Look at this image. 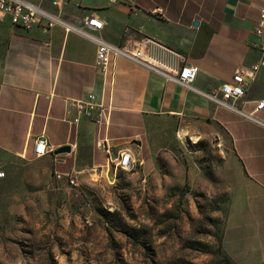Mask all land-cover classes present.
Here are the masks:
<instances>
[{"label":"crops","instance_id":"obj_1","mask_svg":"<svg viewBox=\"0 0 264 264\" xmlns=\"http://www.w3.org/2000/svg\"><path fill=\"white\" fill-rule=\"evenodd\" d=\"M27 1L54 10L49 0ZM262 11L264 0H81V8L68 6L62 13L70 27L24 29L0 21L7 40L0 66V149L27 155L45 134L56 150L73 146L72 153L88 165L104 166L123 150L136 151L157 120L182 128L187 121L222 127L245 184L236 193L242 200L231 210L226 235L242 209L256 216L250 220L257 221L264 250V127L205 95L231 82L237 67L262 59L264 36L255 32ZM91 16L104 24L98 35L114 46L132 52L149 37L157 43L148 54L162 66L175 72L196 66L194 89L120 57L111 95L96 64V44L67 30ZM246 99L264 100V67ZM246 107L252 110L254 103Z\"/></svg>","mask_w":264,"mask_h":264},{"label":"rangeland","instance_id":"obj_2","mask_svg":"<svg viewBox=\"0 0 264 264\" xmlns=\"http://www.w3.org/2000/svg\"><path fill=\"white\" fill-rule=\"evenodd\" d=\"M6 41L0 30V66ZM229 150L222 127L169 120L130 150V170L0 149V264H239L228 251L263 264L256 216L239 210L226 235L245 185Z\"/></svg>","mask_w":264,"mask_h":264},{"label":"built area","instance_id":"obj_3","mask_svg":"<svg viewBox=\"0 0 264 264\" xmlns=\"http://www.w3.org/2000/svg\"><path fill=\"white\" fill-rule=\"evenodd\" d=\"M49 1L51 7L54 9L53 11L37 6L27 0H0V21L8 19L13 26L24 29H29L32 26H41L44 28H51L57 25L69 26L62 18L64 9L68 6L81 8V0ZM103 27L104 24L99 18L91 16L84 21L83 26L72 27L67 30L73 29L96 44V64L109 82L111 95L116 81V60L120 57L128 58L186 88L194 89L193 84L198 76V68L196 66L186 64L176 72L169 70L167 66H162V64L155 61L148 54V47L153 43H157V40L149 37L144 38L139 47L130 52L120 46H114L103 40L98 35ZM255 32L258 37L264 36V11L261 12L260 22ZM261 52L263 56L261 60L250 66L237 67L231 82L205 95L218 107L224 108L245 120L264 127V120L259 118V114L264 112V100L248 102L246 99L251 84L264 67V46H261ZM248 103H254L252 110H247L246 106ZM83 107V104L79 105L80 109H83ZM69 147L71 148L70 152L57 154V150L51 146L46 135L42 134L36 139L33 152L38 158L59 156L71 154L74 147ZM108 164H115L123 170H130L134 164V157L130 150H123L115 158H109ZM55 175L58 180H63L66 177L67 181L72 185H77L75 179L68 173L64 174L56 171ZM1 176H3V173Z\"/></svg>","mask_w":264,"mask_h":264},{"label":"water","instance_id":"obj_4","mask_svg":"<svg viewBox=\"0 0 264 264\" xmlns=\"http://www.w3.org/2000/svg\"><path fill=\"white\" fill-rule=\"evenodd\" d=\"M70 151H71V148L67 147V148H63V149L57 150L56 153L60 154V153H67V152H70Z\"/></svg>","mask_w":264,"mask_h":264},{"label":"trees","instance_id":"obj_5","mask_svg":"<svg viewBox=\"0 0 264 264\" xmlns=\"http://www.w3.org/2000/svg\"><path fill=\"white\" fill-rule=\"evenodd\" d=\"M228 257H229V259H231L229 255H228ZM231 264H235V263L234 262H231Z\"/></svg>","mask_w":264,"mask_h":264}]
</instances>
